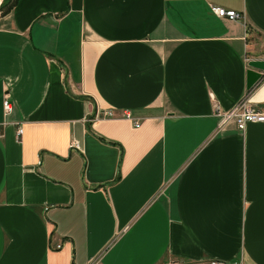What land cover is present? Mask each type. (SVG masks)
Wrapping results in <instances>:
<instances>
[{"label":"crops","instance_id":"0c3cea01","mask_svg":"<svg viewBox=\"0 0 264 264\" xmlns=\"http://www.w3.org/2000/svg\"><path fill=\"white\" fill-rule=\"evenodd\" d=\"M263 53L264 0H16L0 264H264V123L211 109L264 104V78L245 87Z\"/></svg>","mask_w":264,"mask_h":264},{"label":"built area","instance_id":"2783aa9c","mask_svg":"<svg viewBox=\"0 0 264 264\" xmlns=\"http://www.w3.org/2000/svg\"><path fill=\"white\" fill-rule=\"evenodd\" d=\"M209 12L216 17L226 18L229 20H239L242 19V13L237 12L233 9H225L223 7L209 5ZM261 60L264 61V53L261 56ZM261 78H264V69L260 70ZM211 109L213 114L218 118V125L222 126L226 122L231 121L234 123L237 130H242L247 123L259 122L264 123V104L254 105L249 103L246 98H241L237 100L233 105L227 109L222 110L220 106L212 101ZM2 110L4 113L10 110L9 102L6 97L2 99ZM115 117V115L109 109H105L100 113H96L94 117ZM120 116L122 118H127L132 120L135 127L138 126L136 119H133L129 111H122ZM21 133V128L16 127L15 134L18 136ZM208 264H242L240 261H211Z\"/></svg>","mask_w":264,"mask_h":264},{"label":"water","instance_id":"95a60500","mask_svg":"<svg viewBox=\"0 0 264 264\" xmlns=\"http://www.w3.org/2000/svg\"><path fill=\"white\" fill-rule=\"evenodd\" d=\"M1 2V0H0ZM264 69V61L251 59L247 62V69L245 71L246 80L245 87L246 89L251 88L258 80L261 79L260 70Z\"/></svg>","mask_w":264,"mask_h":264},{"label":"trees","instance_id":"16d2710c","mask_svg":"<svg viewBox=\"0 0 264 264\" xmlns=\"http://www.w3.org/2000/svg\"><path fill=\"white\" fill-rule=\"evenodd\" d=\"M16 0H1L0 2V15L6 13L14 4Z\"/></svg>","mask_w":264,"mask_h":264}]
</instances>
